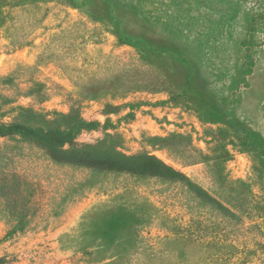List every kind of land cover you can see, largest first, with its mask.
<instances>
[{
	"label": "rangeland",
	"instance_id": "374dc122",
	"mask_svg": "<svg viewBox=\"0 0 264 264\" xmlns=\"http://www.w3.org/2000/svg\"><path fill=\"white\" fill-rule=\"evenodd\" d=\"M0 120L19 106L93 122L172 182L58 163L0 135L28 183L0 264H264V0H0Z\"/></svg>",
	"mask_w": 264,
	"mask_h": 264
},
{
	"label": "trees",
	"instance_id": "16d2710c",
	"mask_svg": "<svg viewBox=\"0 0 264 264\" xmlns=\"http://www.w3.org/2000/svg\"><path fill=\"white\" fill-rule=\"evenodd\" d=\"M5 102L0 99V110ZM9 122L0 120V135L10 140L30 142L54 162L68 163L103 171L126 172L145 177H159L167 181L184 183L187 177L149 153L127 154L116 142L113 134L95 144L76 142L85 130H92L93 122L86 121L79 113H48L19 106L12 110ZM28 183L20 176L13 179L9 174L0 180V192L9 198L6 215L14 228L22 226L30 206L26 198Z\"/></svg>",
	"mask_w": 264,
	"mask_h": 264
}]
</instances>
